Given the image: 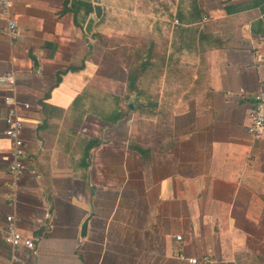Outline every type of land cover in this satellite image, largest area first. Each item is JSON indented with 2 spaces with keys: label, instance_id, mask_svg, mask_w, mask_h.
Segmentation results:
<instances>
[{
  "label": "crops",
  "instance_id": "crops-1",
  "mask_svg": "<svg viewBox=\"0 0 264 264\" xmlns=\"http://www.w3.org/2000/svg\"><path fill=\"white\" fill-rule=\"evenodd\" d=\"M100 6L90 34L93 0H14L15 37L0 10V75L14 76L0 82V264H264V134L247 132L264 0ZM138 37L156 48L129 91ZM7 95L28 159L18 179ZM8 215L33 249L4 242Z\"/></svg>",
  "mask_w": 264,
  "mask_h": 264
},
{
  "label": "built area",
  "instance_id": "built-area-1",
  "mask_svg": "<svg viewBox=\"0 0 264 264\" xmlns=\"http://www.w3.org/2000/svg\"><path fill=\"white\" fill-rule=\"evenodd\" d=\"M14 0H0V10L7 17V34L15 37L17 33V23L11 15V10ZM14 76L12 73L0 75V82H7L12 84ZM253 107L249 114V123L247 125L248 134L254 138L259 139L264 134V90L259 89L252 94ZM6 106L5 135L11 141L10 158L8 162V171L15 179H18L26 168V158L24 150V142L21 137L23 128L22 120L18 113L17 102L12 95H7L3 99ZM24 107H27L25 104ZM5 228L3 233V240L12 247L23 246L25 249L31 250L35 246L33 238L23 236L15 227L13 215H8L5 218ZM180 239V236H177ZM189 264H213L212 261L205 258L184 257ZM17 257L13 256L10 264H17Z\"/></svg>",
  "mask_w": 264,
  "mask_h": 264
},
{
  "label": "trees",
  "instance_id": "trees-1",
  "mask_svg": "<svg viewBox=\"0 0 264 264\" xmlns=\"http://www.w3.org/2000/svg\"><path fill=\"white\" fill-rule=\"evenodd\" d=\"M70 8L69 6L67 7V2L64 5V8L62 11H68ZM103 18V16L100 17V20ZM94 37H98L101 38V35L97 32H93L91 34ZM136 42H134V44L137 47L138 52L136 53V59L138 61L137 64H131L127 75H126V87L129 91H133L136 87V85L139 82V79L143 76L144 71H145V60H144V53L145 50L147 48L148 52L153 51L156 48V44H154L153 41H149L148 43H146L144 41V37H138L135 39ZM106 45H115L118 43H114V42H109V41H105ZM140 44V46H138ZM128 97V96H127ZM144 105L138 103L135 107V111L136 113H138L139 116H141L144 113ZM98 142L95 141V143L93 142L92 145L88 148V150L86 151V157H89V150L91 149V147H93V145H96ZM137 150L141 153L142 157L145 156V150L142 148H137Z\"/></svg>",
  "mask_w": 264,
  "mask_h": 264
},
{
  "label": "water",
  "instance_id": "water-1",
  "mask_svg": "<svg viewBox=\"0 0 264 264\" xmlns=\"http://www.w3.org/2000/svg\"><path fill=\"white\" fill-rule=\"evenodd\" d=\"M93 2H94V13L88 17L87 22L84 26V31L86 32V34L91 33L94 22L97 19H99L102 15V8L100 6V0H93ZM263 58H264V56H263ZM131 103H133V102L132 101L130 102V104H129L130 108L133 107V105ZM86 223H87V221H85L82 225V235L85 232Z\"/></svg>",
  "mask_w": 264,
  "mask_h": 264
},
{
  "label": "rangeland",
  "instance_id": "rangeland-1",
  "mask_svg": "<svg viewBox=\"0 0 264 264\" xmlns=\"http://www.w3.org/2000/svg\"><path fill=\"white\" fill-rule=\"evenodd\" d=\"M138 46H140V44Z\"/></svg>",
  "mask_w": 264,
  "mask_h": 264
}]
</instances>
